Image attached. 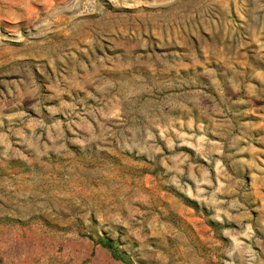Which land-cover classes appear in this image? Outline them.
Listing matches in <instances>:
<instances>
[{
    "label": "rangeland",
    "instance_id": "374dc122",
    "mask_svg": "<svg viewBox=\"0 0 264 264\" xmlns=\"http://www.w3.org/2000/svg\"><path fill=\"white\" fill-rule=\"evenodd\" d=\"M264 264V0H0V264Z\"/></svg>",
    "mask_w": 264,
    "mask_h": 264
},
{
    "label": "trees",
    "instance_id": "16d2710c",
    "mask_svg": "<svg viewBox=\"0 0 264 264\" xmlns=\"http://www.w3.org/2000/svg\"><path fill=\"white\" fill-rule=\"evenodd\" d=\"M104 246L108 247L111 250L112 256L114 258L121 260L126 264H134L131 259L126 254L120 252L112 242H106L104 243Z\"/></svg>",
    "mask_w": 264,
    "mask_h": 264
}]
</instances>
